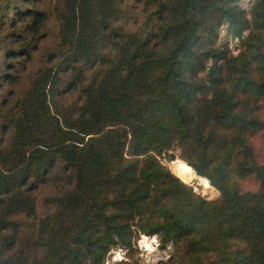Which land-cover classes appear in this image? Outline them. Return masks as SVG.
I'll return each instance as SVG.
<instances>
[{
  "label": "trees",
  "instance_id": "16d2710c",
  "mask_svg": "<svg viewBox=\"0 0 264 264\" xmlns=\"http://www.w3.org/2000/svg\"><path fill=\"white\" fill-rule=\"evenodd\" d=\"M238 1L58 0L45 65L22 95L0 93V262L26 264L18 233L35 218V191L62 176L74 189L47 204L74 225L36 264H104L139 235L172 243L171 264H264V163L252 146L264 131V0L249 13ZM10 4L0 0L3 17ZM15 14L44 37L45 9ZM223 22L233 37L249 30L237 57L216 45ZM30 55L24 41L6 53ZM66 83L78 93L70 104L59 99ZM173 147L217 200L161 162ZM249 176L257 188L241 189Z\"/></svg>",
  "mask_w": 264,
  "mask_h": 264
},
{
  "label": "rangeland",
  "instance_id": "374dc122",
  "mask_svg": "<svg viewBox=\"0 0 264 264\" xmlns=\"http://www.w3.org/2000/svg\"><path fill=\"white\" fill-rule=\"evenodd\" d=\"M256 0H239L237 4L245 9L248 13L252 4ZM58 0H11L8 10L0 13V65L3 69L0 70V93L7 99L20 96L28 87L30 79L35 74L38 67L45 65V56L47 52L53 50L56 46V36L58 34L60 24L54 13V8ZM38 5L47 11V18L44 26L41 28L44 37L35 41L36 37L27 36V29L25 25L31 22L29 17L16 15V9L26 8L29 5ZM250 18V14L248 15ZM15 19L13 22L12 20ZM15 25V26H13ZM15 28H18L19 35L17 37H9L3 42V36L7 33H12ZM227 22H223L218 29V38L216 45L227 44L230 54L234 57L239 56L245 50V41L249 35V30L244 31L241 37H233L229 34ZM23 37V38H22ZM34 38V39H33ZM25 42L30 48V57L23 58L22 56H6V53L11 49H18L22 42ZM37 43L34 50L31 45ZM12 72L18 75L19 79L16 82L9 83V79L2 78L1 75L5 72ZM64 79H67L69 73H64ZM9 91V94L7 93ZM60 101L65 104L77 101V91L71 90L67 87V83L61 88ZM256 114L264 122V97L256 104ZM252 139V146L256 155L257 161L260 164L264 163V131L259 132ZM169 152L175 153L179 158L180 149L173 147ZM161 162L167 166L174 173V166L176 163L170 162L167 154H163ZM186 163V162H184ZM187 164V163H186ZM196 176L191 178L188 183H191L192 189L195 193L200 194L206 200L215 201L219 198V191L206 192L208 189L205 183H195ZM65 181V183H64ZM73 184H67V178L51 177L45 184L41 185L35 191V218L31 220L26 226L20 228L18 233L22 240V249L26 257V264H36V260L49 254L50 250L58 247L62 242H65V236L74 225V215L71 211L67 214H55L50 210L47 204V199H62L70 194L74 189ZM241 189L255 190L257 182L253 177H245L240 181ZM139 235L135 240L133 249L130 250L125 247L116 246L111 248L106 256L104 264H120L122 262H129L136 264H171L172 255L174 252V245L172 243H161L157 235L148 236ZM2 260V259H1ZM0 260V261H1ZM3 264V262H0Z\"/></svg>",
  "mask_w": 264,
  "mask_h": 264
},
{
  "label": "bare ground",
  "instance_id": "6f19581e",
  "mask_svg": "<svg viewBox=\"0 0 264 264\" xmlns=\"http://www.w3.org/2000/svg\"><path fill=\"white\" fill-rule=\"evenodd\" d=\"M178 161L181 162L180 160H176V161H173V162H178ZM173 174L176 175L179 179H181L182 181H184L186 183H188L189 180L191 178H194L195 176H196V179H197L196 181L198 183H199V181H200V183H202V181L205 182L203 179L208 180L207 178L200 177V176L196 175V173L193 170V168L190 167L188 164H186L184 162H182V163H176L175 164V166H174V173ZM199 179H202V180H199ZM205 191L210 193V191H212V190L205 189Z\"/></svg>",
  "mask_w": 264,
  "mask_h": 264
},
{
  "label": "water",
  "instance_id": "95a60500",
  "mask_svg": "<svg viewBox=\"0 0 264 264\" xmlns=\"http://www.w3.org/2000/svg\"><path fill=\"white\" fill-rule=\"evenodd\" d=\"M169 158H170V162L176 161V160H180V158L173 152H169ZM182 161V160H181ZM191 167V166H190ZM197 175V174H196ZM199 176V175H198ZM184 182V181H183ZM186 183V182H185ZM197 184H199L198 182H195ZM189 185H191V183H187Z\"/></svg>",
  "mask_w": 264,
  "mask_h": 264
}]
</instances>
